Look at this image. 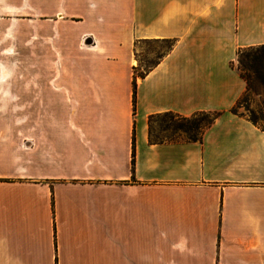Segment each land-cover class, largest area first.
Wrapping results in <instances>:
<instances>
[{
  "label": "crops",
  "instance_id": "1",
  "mask_svg": "<svg viewBox=\"0 0 264 264\" xmlns=\"http://www.w3.org/2000/svg\"><path fill=\"white\" fill-rule=\"evenodd\" d=\"M262 46L264 0H3L0 264H264V131L230 112Z\"/></svg>",
  "mask_w": 264,
  "mask_h": 264
},
{
  "label": "rangeland",
  "instance_id": "2",
  "mask_svg": "<svg viewBox=\"0 0 264 264\" xmlns=\"http://www.w3.org/2000/svg\"><path fill=\"white\" fill-rule=\"evenodd\" d=\"M166 45L158 43L139 44L136 48L137 66L140 69L154 64L165 51ZM262 59V61H260ZM239 73L248 80V90L237 114L253 120L264 131V49L246 50L234 64ZM211 117L193 115L188 118L161 116L154 120L151 137L155 140L185 141L199 137L202 128Z\"/></svg>",
  "mask_w": 264,
  "mask_h": 264
},
{
  "label": "trees",
  "instance_id": "3",
  "mask_svg": "<svg viewBox=\"0 0 264 264\" xmlns=\"http://www.w3.org/2000/svg\"><path fill=\"white\" fill-rule=\"evenodd\" d=\"M158 44H164V45H166V48H165V51L158 57L157 61L154 64H151L148 68H145V69H140L139 70L138 66L135 68L136 76L134 77L133 82H132V87H133V104H134V101H135L136 77L143 78L159 62V60L164 55H166V53H168L171 50V48H172V44L170 42H162V43H158ZM257 48L264 49V46L257 47ZM251 49H254V48H250V49H246V50H251ZM246 50L239 51L237 53V58L240 59V56ZM260 61H262V59H260ZM239 74H240L241 78H243V80L247 83V90H248V86H249L248 80L244 76H242L241 73H239ZM242 102H243V97L231 109L230 112L233 115H239V114H237V111L236 110L241 105ZM195 115H201V116H204V117H211V119L209 121H207L206 124L202 128H199L198 129L200 131L199 137H196L195 136L194 138L189 139V141H194V142L201 140V136H202L203 132L205 131V129H207L210 126V124H212L214 122V120L220 115V113H198V114H195ZM164 116H175V115L167 114V115H164ZM240 116H242V115H240ZM176 117H178V116H176ZM249 121L252 122V123H254V124H256L253 120H249Z\"/></svg>",
  "mask_w": 264,
  "mask_h": 264
},
{
  "label": "clouds",
  "instance_id": "4",
  "mask_svg": "<svg viewBox=\"0 0 264 264\" xmlns=\"http://www.w3.org/2000/svg\"><path fill=\"white\" fill-rule=\"evenodd\" d=\"M0 3H3V0H0ZM5 11H8V9H5Z\"/></svg>",
  "mask_w": 264,
  "mask_h": 264
}]
</instances>
